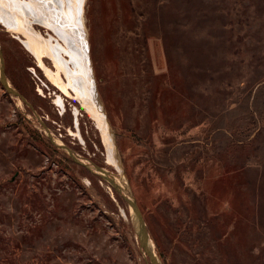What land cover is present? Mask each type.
Segmentation results:
<instances>
[{
    "label": "rangeland",
    "instance_id": "374dc122",
    "mask_svg": "<svg viewBox=\"0 0 264 264\" xmlns=\"http://www.w3.org/2000/svg\"><path fill=\"white\" fill-rule=\"evenodd\" d=\"M81 20L121 172L75 93L0 23L29 104L0 84V264H150L93 166L128 185L162 264H264V0H82Z\"/></svg>",
    "mask_w": 264,
    "mask_h": 264
},
{
    "label": "bare ground",
    "instance_id": "6f19581e",
    "mask_svg": "<svg viewBox=\"0 0 264 264\" xmlns=\"http://www.w3.org/2000/svg\"><path fill=\"white\" fill-rule=\"evenodd\" d=\"M81 8L82 0H0V23L18 38L22 35L24 47L56 86L67 95H70L69 89L75 93L100 130L107 161L120 171L113 138L94 93L87 46L81 30ZM34 24L54 32L56 39L52 35L43 38L34 29ZM45 57L52 60L56 71L44 65Z\"/></svg>",
    "mask_w": 264,
    "mask_h": 264
},
{
    "label": "water",
    "instance_id": "95a60500",
    "mask_svg": "<svg viewBox=\"0 0 264 264\" xmlns=\"http://www.w3.org/2000/svg\"><path fill=\"white\" fill-rule=\"evenodd\" d=\"M86 52H87V50H86ZM88 61H89V59H88ZM0 84L6 93L10 94L11 96L18 97L21 101H23L24 103H26L29 106V104L26 102L24 97L18 91L11 88L10 85L8 84V82L6 80L5 72H4V62H3L1 52H0ZM48 138L53 145H55L56 147L66 151V153L73 160L77 161L74 158V156L72 155L71 151L69 149H67L64 145H61V144L54 142V140L50 137V135H48ZM93 167L95 170L94 171L95 174H97L104 181H106L114 191L122 194V197L124 198L126 203L129 205V207L131 208L132 213H133V218H134L133 223L135 226L136 234H137L138 239H139L140 247L143 251V254L145 255V257L149 261V263L150 264H162L153 251L145 222L143 220V217L140 213V210L138 208V205H137L135 199L132 197V194H131V191H130L128 185L124 184L125 187H122L118 182H116V180L114 178H112L108 174V172L104 171L103 169H101L99 167H95V166H93Z\"/></svg>",
    "mask_w": 264,
    "mask_h": 264
}]
</instances>
